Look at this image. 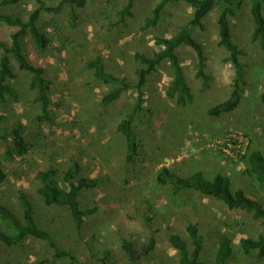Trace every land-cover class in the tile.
Here are the masks:
<instances>
[{"label":"rangeland","instance_id":"1","mask_svg":"<svg viewBox=\"0 0 264 264\" xmlns=\"http://www.w3.org/2000/svg\"><path fill=\"white\" fill-rule=\"evenodd\" d=\"M133 1L130 10L133 18H126V26H113L116 22L113 10H121L126 0H99L77 12L75 26L69 24L67 9L54 16L45 15L40 27L49 32L55 24L58 27L47 50H39L26 38V55L45 70L46 78L52 82L51 105L47 118L40 120V110L33 103L34 94L28 89L29 76L18 72L17 80L11 83L16 100H10L6 108L0 107V114L7 118L0 128L21 123L27 138L36 142L37 147L23 159L15 156L14 160L6 161L0 144V168L6 174L5 183L0 185V204L22 220L18 200L20 195L26 196L41 228L53 236L59 251L71 252L74 259L55 258L44 242L27 239L26 247L0 246V264H35L41 260H48L49 264H129L122 240L132 241L139 248L151 232L156 239L155 248L136 264H180L167 237L170 233L178 234L190 247L185 230L188 224H198L205 238L202 259L212 262L224 226L233 227L235 243L240 238L264 234V223L244 212L229 211L219 202L193 191L174 193L169 185L157 182V174L163 168L180 177L198 172L206 179L222 175L231 180L233 191L243 190L264 206V186L245 173L242 161L243 154L249 151L264 154V107L258 99L264 89V54L258 43L251 42L250 1L245 0L236 17L230 19L233 41L245 52L241 62L247 81L236 111L219 118L206 115L210 107L229 98L235 74L231 64L223 62L227 53L217 45L215 10L203 21V30L193 32L207 57L208 87L195 76L194 53L186 47L179 48L177 55L191 88L193 104L177 106L166 97L172 71L167 62L162 63L147 78L144 102L133 123L139 148L134 162L127 164L123 137L116 132V126L132 112L136 93L130 90L102 110L101 98L112 86L93 80L86 63L100 56L108 72L134 85L135 72L143 67L135 55L152 57L159 51L155 38L173 36L191 14L186 4L171 5L156 28L144 29L143 21L158 0ZM32 7L30 0H24L14 7H0V14L26 15ZM11 31L0 24V40L7 41ZM233 135L243 138L240 148L224 142ZM73 163L79 164L80 176L98 180L96 189L84 191L80 196L83 209H96L85 221L83 241L75 237L67 209L49 208L42 203L33 175L34 170L51 166L65 188L64 173ZM0 230L9 234L15 231L2 219ZM103 251L108 252L107 258L103 257ZM231 263L264 264V259L257 261L238 254Z\"/></svg>","mask_w":264,"mask_h":264},{"label":"trees","instance_id":"2","mask_svg":"<svg viewBox=\"0 0 264 264\" xmlns=\"http://www.w3.org/2000/svg\"><path fill=\"white\" fill-rule=\"evenodd\" d=\"M22 1L24 0H0V7H14ZM97 1L99 0H30L33 7L26 15L0 14V24L12 30L7 41L0 40V107L6 108L10 100H16V91L11 83L17 80L18 72L26 73L29 76L28 89L34 94L33 103L38 106L41 113L39 119L47 118L51 105L52 82L46 78L45 70L42 67L34 65L29 60L25 53V40L26 38L30 39L39 50H47L56 38L53 32L57 33L58 27L55 24L51 32L40 27L39 24L45 15L54 16L63 9H67L69 24L75 26L78 20L77 12ZM249 1V12L253 21L251 42L258 43L264 54V0ZM244 3L245 0H158L149 16L145 17L143 21L144 29L156 28L165 9L171 5L186 4L190 8L191 14L188 21L180 26L173 36L168 38L157 36L155 38V45L159 51L155 52L152 57L135 55V59L143 67L136 70L137 81L134 85H130L126 79L108 72L104 60L100 56L86 63V70L93 80L103 86H112V90L101 98L100 107L102 110H106L119 101L124 93L130 90H134L136 93V102L132 112L125 115L116 126V132L123 137L124 159L127 164L134 162L139 148L133 123L134 116L140 112L144 102L143 90L146 87L147 78L156 73L162 63L167 62L172 71V77L166 89V97L173 100L177 106L187 107L193 104L191 88L186 82L183 67L177 55L179 48L186 47L194 53L195 76L202 81L204 87H208L210 77L205 72L207 57L203 45L193 37V32L195 29L203 30V21L215 10L217 11V45L227 53L223 62L230 63L235 74L230 83L229 98L210 107L206 115L219 118L233 113L239 107L247 86L246 68L241 62L245 52L233 41L230 19L236 17ZM133 7L134 1L126 0V5L121 10H113V16L116 18L113 26H126V18H133V14L130 12ZM258 99L264 107V89L259 92ZM6 119L0 114V123ZM0 144L3 149L2 157L6 161L14 160L15 156L23 159L31 149L37 147L36 142L27 138L26 129L19 122H14L7 128H0ZM242 161L245 165V173L264 186V154L255 150L249 151L242 157ZM33 175L37 183L36 193L42 203L49 208L67 209L70 226L75 237L79 241H83L85 221L96 213V209H83L80 196L84 191L96 189L98 180L80 176L78 163H73L65 171V188L57 180V170L51 166L44 170L36 169L33 171ZM5 181L6 174L0 168V185ZM157 182L161 185H169L174 193L193 191L219 202L229 211L244 212L253 220L264 223V206L248 196L243 190L233 191L231 180L228 177L216 175L212 179H206L200 172L180 177L169 169L163 168L157 174ZM18 203L22 212V220L14 214V211L0 204V219L8 222L15 230L11 234L0 230V246L7 249L22 248L26 245L27 239L38 240L47 245L54 253L55 258L68 257L73 261L71 252L59 251L53 236L38 224L33 206L27 197L20 195ZM229 227L224 226L223 232L218 235L217 248L212 262L202 259L205 238L201 235L198 224H188L185 228L190 240V247L178 234L170 233L167 241L170 247L177 252L180 264H232V259L238 254L250 256L257 261L264 259V234L254 238H240L238 243H235L232 232L234 229ZM155 245L156 239L152 232L148 234L146 242L139 248L132 241L123 239L121 242L122 250L129 264H136L149 256ZM102 255L107 258L108 252L103 251ZM35 264H49V261L41 260Z\"/></svg>","mask_w":264,"mask_h":264},{"label":"built area","instance_id":"3","mask_svg":"<svg viewBox=\"0 0 264 264\" xmlns=\"http://www.w3.org/2000/svg\"><path fill=\"white\" fill-rule=\"evenodd\" d=\"M244 140H243V138L242 137H240V136H228L225 140H224V142L226 143V145H228V146H236V147H238V148H240V144L243 142ZM224 143V144H225ZM243 156H244V154H243ZM242 156V157H243Z\"/></svg>","mask_w":264,"mask_h":264}]
</instances>
